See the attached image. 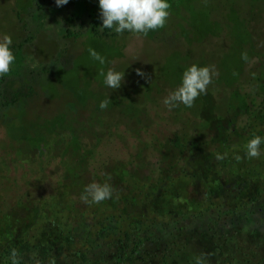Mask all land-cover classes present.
<instances>
[{
	"label": "trees",
	"instance_id": "1",
	"mask_svg": "<svg viewBox=\"0 0 264 264\" xmlns=\"http://www.w3.org/2000/svg\"><path fill=\"white\" fill-rule=\"evenodd\" d=\"M74 1L76 8L66 15V37L80 35L71 26L85 13L91 35L119 36L100 26L98 0ZM187 1L169 0L170 11H180ZM34 37L30 31L10 46L16 59L10 72L0 77V120L28 103L37 92V78L51 70L19 63L20 48ZM251 69L253 75L239 89L237 103L229 101L214 116L190 122L179 118L173 135L144 138L142 129L133 132L143 122L128 110L116 119L96 110L75 114L66 125L54 122L38 146L24 150L31 162L38 155L39 175L46 165L60 161L48 187L41 178L34 190H19L10 177L12 170L0 169V264H12L13 250L17 264H195L197 256L205 264H264V255L254 252L252 244L248 252L241 251V229L228 236L227 263H216L190 232L193 224L210 219L217 241L218 226H229L224 229L228 234L237 217L253 215L252 208L264 202V144L259 158L234 159L237 154L244 157L253 135L264 136V59ZM122 100L116 103L126 107ZM174 111L177 115L181 106ZM124 118L131 120L126 134L119 131ZM114 139L130 151L110 164L101 149ZM218 153L227 155L217 160ZM93 182L109 183L113 199L100 204L81 200L85 185ZM260 209L264 214V204Z\"/></svg>",
	"mask_w": 264,
	"mask_h": 264
},
{
	"label": "rangeland",
	"instance_id": "2",
	"mask_svg": "<svg viewBox=\"0 0 264 264\" xmlns=\"http://www.w3.org/2000/svg\"><path fill=\"white\" fill-rule=\"evenodd\" d=\"M183 6L180 11H170L166 25L150 31L146 37L132 33L93 36L88 29L87 13L71 26L80 35L66 37V15L76 8L74 0L61 7L54 0H0V37L8 34L14 42L30 31L35 35L20 48L19 63L51 69L37 78L35 96L0 120V169L12 170L10 177L18 182L19 190H34L32 186L41 178L42 182L46 179V187L54 181L60 161L56 159L46 165L39 175L38 155L31 162L25 151L38 146L56 121L66 125L75 114L84 116L96 110L116 119L128 110L143 122L133 132L142 129L143 137L150 138L152 134L173 135L179 118L190 122L201 116H214L229 101L237 103L239 89L253 75L251 68L261 66L264 59V0H189ZM34 13L38 14L33 16ZM89 48L104 56L106 63L101 65L93 60ZM243 53H247V61L242 59ZM191 64L214 67L217 75L206 94L198 96L192 107L180 104L181 112L176 115L175 108L169 111L163 99L179 86L184 70ZM109 68L125 73L118 89L103 83L100 73ZM137 68L145 73L143 77L136 75ZM106 98H110V103L101 110L98 105ZM118 99H123L126 107L116 103ZM123 120L119 126L121 133L131 125V120ZM124 145L114 139L101 149L109 155L110 164L128 156L130 148ZM262 204L260 201L252 208L253 215L237 217V224L228 234L224 229L229 226H218L221 231H217V241L209 229L214 226L213 220L193 224L190 232L216 263H227L231 257L228 236L235 228L241 229L240 241L245 243L241 251L248 252L252 244L254 252L261 257L264 255V214L259 210ZM249 218L253 219L249 221Z\"/></svg>",
	"mask_w": 264,
	"mask_h": 264
},
{
	"label": "clouds",
	"instance_id": "3",
	"mask_svg": "<svg viewBox=\"0 0 264 264\" xmlns=\"http://www.w3.org/2000/svg\"><path fill=\"white\" fill-rule=\"evenodd\" d=\"M57 7L69 3V0H54ZM100 9L101 27L114 31L117 35L125 32L137 36L146 37L150 31H156L166 25L170 15L169 0H98ZM13 44L12 37L3 34L0 37V77L6 76L15 62V55L10 47ZM89 55L101 65L106 63V58L96 50L89 48ZM242 59L247 61V53L242 54ZM136 75L143 77L145 73L142 69L135 70ZM103 83L108 88L118 89L123 80L124 72L109 68L106 72L101 71ZM217 75L214 67L198 66L191 64L188 66L181 78V83L171 91L164 99V106L171 111L173 108L183 104L185 107H192L195 99L207 93L208 85L212 83L213 77ZM110 98H106L99 103V108L104 110L108 107ZM264 144V136L253 135L245 145L244 157L235 155L234 159L240 161L242 158H259L262 154L261 145ZM227 153L217 154V160H223ZM113 199L112 186L105 183H90L85 185L81 194V200L88 204H100L102 201ZM12 264H17V253H11ZM55 264V261H51ZM195 264H205L202 256L195 257Z\"/></svg>",
	"mask_w": 264,
	"mask_h": 264
}]
</instances>
